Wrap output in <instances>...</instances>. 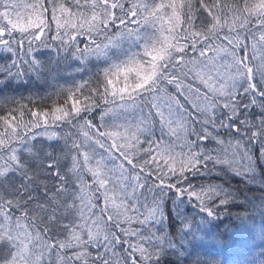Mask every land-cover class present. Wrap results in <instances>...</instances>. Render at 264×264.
<instances>
[{"label":"snow or ice","instance_id":"1","mask_svg":"<svg viewBox=\"0 0 264 264\" xmlns=\"http://www.w3.org/2000/svg\"><path fill=\"white\" fill-rule=\"evenodd\" d=\"M42 48L104 67L51 113L0 116V264H179L235 200L193 179L255 181L264 158V0H0V74L39 76Z\"/></svg>","mask_w":264,"mask_h":264},{"label":"trees","instance_id":"2","mask_svg":"<svg viewBox=\"0 0 264 264\" xmlns=\"http://www.w3.org/2000/svg\"><path fill=\"white\" fill-rule=\"evenodd\" d=\"M73 11L77 10L73 9ZM75 22L79 23V19H75ZM37 56L43 65L39 76L30 70L19 79H7L0 74V116L7 115L9 110L19 109L22 105L27 106L25 120L30 119L27 111L29 109L51 113L53 108L64 105L65 96L61 93L62 89L82 81H90L89 86H95L93 74L104 67L102 62L98 63L93 58L84 71L77 72L76 69L81 67L78 61L64 52L57 53L52 48H42ZM9 62L7 54L0 51V65ZM250 111L255 116L258 109H250ZM16 115L18 116L19 113L17 112ZM94 115L98 122L99 112ZM64 131L67 132V128ZM49 143L43 137L36 141L37 147L48 148ZM62 145L61 141L56 145V150L59 151ZM251 147L254 155H258L259 145L253 144ZM179 151L180 148L177 147L176 152ZM262 161L264 158L257 160L255 181H249L244 176H237L230 171L220 169H213L210 173L193 179V183L197 185L209 183L220 185L230 191L235 200L228 206H221L218 210L219 219L210 224H201V231L197 234L198 239L194 244H185L186 255L180 258L179 264H207L212 259L218 261V264H259V261L264 259L261 256V253H264V241L249 230L255 225L258 233L259 226L264 223V162ZM181 207L186 215L194 216L199 222L200 215L192 205L185 203ZM165 213L167 218L163 227L169 230L170 224L175 226V206L166 202ZM123 247L126 248L127 245ZM92 251L94 253L96 250L92 249ZM162 264H177V257L169 254Z\"/></svg>","mask_w":264,"mask_h":264}]
</instances>
